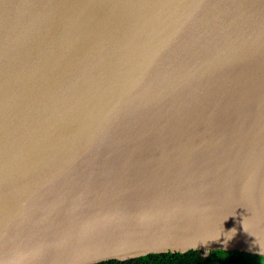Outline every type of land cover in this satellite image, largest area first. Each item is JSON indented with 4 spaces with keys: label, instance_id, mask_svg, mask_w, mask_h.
Listing matches in <instances>:
<instances>
[{
    "label": "water",
    "instance_id": "1",
    "mask_svg": "<svg viewBox=\"0 0 264 264\" xmlns=\"http://www.w3.org/2000/svg\"><path fill=\"white\" fill-rule=\"evenodd\" d=\"M264 255V0H0V264Z\"/></svg>",
    "mask_w": 264,
    "mask_h": 264
},
{
    "label": "trees",
    "instance_id": "2",
    "mask_svg": "<svg viewBox=\"0 0 264 264\" xmlns=\"http://www.w3.org/2000/svg\"><path fill=\"white\" fill-rule=\"evenodd\" d=\"M93 264H264V255L237 249H190L185 252H153L124 260L108 259Z\"/></svg>",
    "mask_w": 264,
    "mask_h": 264
}]
</instances>
